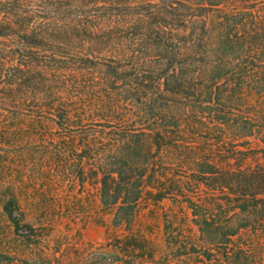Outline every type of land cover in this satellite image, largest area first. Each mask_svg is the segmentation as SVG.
<instances>
[{"label":"trees","instance_id":"16d2710c","mask_svg":"<svg viewBox=\"0 0 264 264\" xmlns=\"http://www.w3.org/2000/svg\"><path fill=\"white\" fill-rule=\"evenodd\" d=\"M228 2L0 0V113L52 121L58 139L43 146L96 186L113 226L130 229L149 186L188 209L201 263L264 264V9ZM43 30L88 43L40 58ZM95 109L109 129L75 153L67 134ZM0 211L39 243L16 187L0 185ZM11 260L0 251V264Z\"/></svg>","mask_w":264,"mask_h":264},{"label":"rangeland","instance_id":"374dc122","mask_svg":"<svg viewBox=\"0 0 264 264\" xmlns=\"http://www.w3.org/2000/svg\"><path fill=\"white\" fill-rule=\"evenodd\" d=\"M81 1L101 4L138 0ZM228 1L236 9L251 5L264 9V0ZM36 3L31 1L27 8L37 9ZM54 15L62 19L61 14ZM42 33L41 48L34 50L40 58L54 53L71 57L76 51H84L81 48L88 43L72 35L48 30ZM95 56L104 57L103 52ZM50 76L57 77L56 71L50 72ZM42 90L43 86L36 89L38 101L45 97ZM31 98L32 93L28 94V99ZM257 99L260 97L249 96V102ZM101 112L96 109L91 112L85 121L86 128L66 133L74 142L75 153L84 155L82 145L109 129L100 118ZM55 129L48 119L39 120L28 114L18 119L0 113V185L16 187L26 219L38 227L40 235L38 244L26 243L13 233L0 211V251L12 257L8 264H203L191 252L190 247H199L200 242L188 209L170 198L156 199L155 188H144L129 230L113 226L111 211L100 207L96 186L89 182L79 185L64 169L52 146L49 143L43 146L41 138L56 142ZM86 164L88 161L84 159Z\"/></svg>","mask_w":264,"mask_h":264}]
</instances>
